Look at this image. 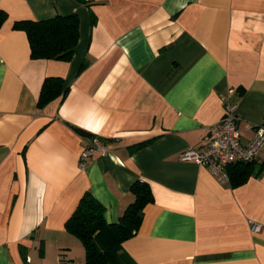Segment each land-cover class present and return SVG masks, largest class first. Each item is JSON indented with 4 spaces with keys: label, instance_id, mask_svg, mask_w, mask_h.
Here are the masks:
<instances>
[{
    "label": "crops",
    "instance_id": "crops-1",
    "mask_svg": "<svg viewBox=\"0 0 264 264\" xmlns=\"http://www.w3.org/2000/svg\"><path fill=\"white\" fill-rule=\"evenodd\" d=\"M0 10V264L82 260L64 229L82 195L114 224L136 182L152 201L122 244L133 264H264V148L238 187L180 160L226 102L242 144L263 124L264 0H0ZM58 15L78 18L72 58L32 59L14 24ZM47 78L66 94L38 109ZM92 139L105 152L81 169Z\"/></svg>",
    "mask_w": 264,
    "mask_h": 264
},
{
    "label": "trees",
    "instance_id": "trees-1",
    "mask_svg": "<svg viewBox=\"0 0 264 264\" xmlns=\"http://www.w3.org/2000/svg\"><path fill=\"white\" fill-rule=\"evenodd\" d=\"M74 1L87 8L91 6V0ZM6 18V13L0 10V27ZM13 29L26 33L32 59L69 62L78 43L79 23L76 15H58L42 21H20L14 24ZM65 94L62 79H45L37 101L38 109L59 97L64 98ZM261 126L264 127V121ZM75 130L83 138H93L81 129ZM253 161L228 167L232 187L241 186L248 180L252 175ZM130 192L134 200L114 224L104 221L103 207L90 193H84L78 201L74 212L65 222L64 229L82 244L84 264H133L132 259L123 251L122 244L137 233L143 209L151 203L152 197L149 187L141 182L134 183ZM59 264L76 263L61 260Z\"/></svg>",
    "mask_w": 264,
    "mask_h": 264
},
{
    "label": "built area",
    "instance_id": "built-area-1",
    "mask_svg": "<svg viewBox=\"0 0 264 264\" xmlns=\"http://www.w3.org/2000/svg\"><path fill=\"white\" fill-rule=\"evenodd\" d=\"M223 117L207 128L203 144L197 150L188 149L182 155V162H192L208 170L219 183L229 182L228 167L238 163L253 161L264 148V127L252 129V138L247 144L240 141L239 119L235 107L228 102L223 106ZM105 148L97 139H92L81 153L79 165L84 169L88 161L97 153H104ZM252 232H258L260 226L250 222Z\"/></svg>",
    "mask_w": 264,
    "mask_h": 264
},
{
    "label": "rangeland",
    "instance_id": "rangeland-1",
    "mask_svg": "<svg viewBox=\"0 0 264 264\" xmlns=\"http://www.w3.org/2000/svg\"><path fill=\"white\" fill-rule=\"evenodd\" d=\"M83 259L82 260H80V259H75V262L77 263V264H84V255H83V257H82ZM63 260V259H62Z\"/></svg>",
    "mask_w": 264,
    "mask_h": 264
}]
</instances>
